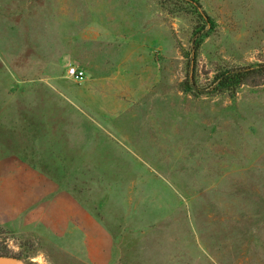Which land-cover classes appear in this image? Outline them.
Segmentation results:
<instances>
[{"label":"rangeland","instance_id":"1","mask_svg":"<svg viewBox=\"0 0 264 264\" xmlns=\"http://www.w3.org/2000/svg\"><path fill=\"white\" fill-rule=\"evenodd\" d=\"M197 1L193 57L178 0H0V247L21 263L264 264V72L207 91L264 69V0Z\"/></svg>","mask_w":264,"mask_h":264},{"label":"trees","instance_id":"2","mask_svg":"<svg viewBox=\"0 0 264 264\" xmlns=\"http://www.w3.org/2000/svg\"><path fill=\"white\" fill-rule=\"evenodd\" d=\"M178 1L188 4L191 8H193L199 19V22L197 23V25L194 26L192 30L190 38L193 57H195L204 39L208 37L209 32L213 28V22L201 10V7L197 0ZM262 72H264V69H260V67L258 68L256 66L249 68L225 69L222 71H217L207 89V91L209 92L208 94H227V96L232 98L239 87L243 86L244 84H247L255 76L259 74L261 75ZM185 86L189 91L195 88V84L191 77L189 78V83L186 82ZM0 256L14 257L17 261H21L23 259V257L13 256L9 254L6 247H0Z\"/></svg>","mask_w":264,"mask_h":264},{"label":"built area","instance_id":"3","mask_svg":"<svg viewBox=\"0 0 264 264\" xmlns=\"http://www.w3.org/2000/svg\"><path fill=\"white\" fill-rule=\"evenodd\" d=\"M67 75L76 81H81L84 78L83 70L76 67H70L67 71Z\"/></svg>","mask_w":264,"mask_h":264},{"label":"water","instance_id":"4","mask_svg":"<svg viewBox=\"0 0 264 264\" xmlns=\"http://www.w3.org/2000/svg\"><path fill=\"white\" fill-rule=\"evenodd\" d=\"M0 264H23L14 257L0 256Z\"/></svg>","mask_w":264,"mask_h":264}]
</instances>
